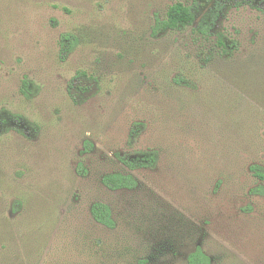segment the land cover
Instances as JSON below:
<instances>
[{"label":"rangeland","instance_id":"obj_1","mask_svg":"<svg viewBox=\"0 0 264 264\" xmlns=\"http://www.w3.org/2000/svg\"><path fill=\"white\" fill-rule=\"evenodd\" d=\"M211 1L0 0V264H187L197 246L264 264V9L225 0L211 35L153 33ZM116 172L137 187H106Z\"/></svg>","mask_w":264,"mask_h":264},{"label":"trees","instance_id":"obj_2","mask_svg":"<svg viewBox=\"0 0 264 264\" xmlns=\"http://www.w3.org/2000/svg\"><path fill=\"white\" fill-rule=\"evenodd\" d=\"M252 0L250 1V3ZM228 1L223 0L218 1L215 8H213L210 13H208L204 19L197 24V30L203 35H211L215 30L218 21L224 15L226 10V4ZM248 3L247 0H234L233 4L239 6L240 4ZM198 10L196 4L186 5L182 2H177L168 8L166 18L158 19L155 26L153 27V33L158 35L163 31L179 30L186 26L195 24L196 21V11ZM219 44L224 49L225 44L222 37H219ZM75 35L72 33H65L61 36V54L65 57L67 56L75 46ZM25 91L28 90L29 83L24 82ZM12 118L14 120L22 119L21 116L13 114ZM135 128L132 130V136L134 135ZM86 148L91 150L92 145L90 142L86 143ZM157 153V152H156ZM156 155L155 152L146 153L143 155H137L135 158L131 156H126L123 161L130 168L134 169L136 167L142 166H152L155 164ZM251 171L260 180H264V167L253 165L251 166ZM103 183L106 187L111 190L119 189H133L137 187V179L131 173H110L103 177ZM257 190H263L262 187H258ZM255 191V190H254ZM91 213L96 221L99 223L113 229L116 224L112 217V209L109 205L97 202L91 207ZM147 259H140L138 264H147ZM187 264H212L211 258L205 253L201 246H197L192 252L187 256Z\"/></svg>","mask_w":264,"mask_h":264},{"label":"flooded vegetation","instance_id":"obj_3","mask_svg":"<svg viewBox=\"0 0 264 264\" xmlns=\"http://www.w3.org/2000/svg\"><path fill=\"white\" fill-rule=\"evenodd\" d=\"M218 1H223V0H212L211 1V3H210V5H209V7L203 12V13H201V15H197V11H196V21H195V24L198 22H201L203 19H204V17L208 14V13H210V11L213 9V8H215V6L217 5V2ZM250 1L251 0H247V2L248 3H246V4H249V5H256L257 4V6L258 7H260V8H263L264 9V0H252V2L250 3ZM197 23V24H198ZM197 24H196V26H197ZM197 28V27H196ZM224 44H225V47H226V43L224 42ZM17 121V120H16ZM17 123H18V121H17Z\"/></svg>","mask_w":264,"mask_h":264}]
</instances>
